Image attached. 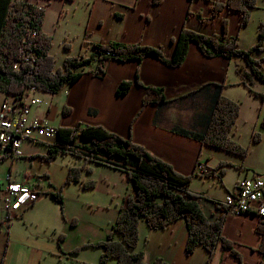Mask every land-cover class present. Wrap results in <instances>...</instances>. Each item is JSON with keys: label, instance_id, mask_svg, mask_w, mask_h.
<instances>
[{"label": "crops", "instance_id": "1", "mask_svg": "<svg viewBox=\"0 0 264 264\" xmlns=\"http://www.w3.org/2000/svg\"><path fill=\"white\" fill-rule=\"evenodd\" d=\"M28 1L44 4L46 15L42 28L55 39L56 27L62 12L69 5L68 0ZM84 3L85 5L80 6L85 11L82 12L79 26L73 29L68 43L75 56L88 57L95 44L116 41L123 44L160 46L166 57H171L176 46L174 40L184 27L204 34L208 32L205 24L213 22L216 29L214 31L221 34L223 20L228 19L229 36L236 35L240 28V13L225 8L218 16L213 17L211 1L160 0L154 4L153 0H84ZM200 14L205 21H200ZM228 64L230 60L225 57L205 56L198 45L192 42L185 62L177 67L168 66L163 60L147 55L141 61L110 60L106 75L94 76L92 71L96 65L91 63L78 68L76 72L84 71V74L74 84L65 85L57 94L35 89L29 91L25 100L28 102L31 97L36 96L42 101L31 107L30 119H38L56 129L100 125L143 145L184 175L200 173L197 172L199 163L206 166V171L200 174L208 176L221 162L231 164V169L237 168L235 184L225 187L224 198L206 194L207 199L218 202L220 207L201 198L199 202L210 221L221 215L226 216L222 235L234 244L236 252L246 264H264V254L259 251L261 237L256 230L257 224L264 217L253 211L238 216L227 211L224 206L227 195L235 191L239 180L263 171L264 131L260 142L255 144L251 140L247 145L240 143L250 149L245 158L224 149L204 145L191 136L201 134L205 129L218 94L217 85L224 83L227 77ZM128 80L132 82L130 90L119 96L116 91L120 83ZM147 86L162 87L167 101L144 105ZM7 96L0 92V104ZM229 98L233 99L231 96ZM64 107L68 108L67 113H64ZM52 108L54 111H51ZM236 135L235 126L232 137ZM38 141L44 143L45 147L38 143L33 144ZM57 141L56 135L50 139L23 140L20 149L22 155L15 159L8 147L0 145V157L11 160V167L17 162L19 167L21 163H25V167H33L35 163H39V168L45 166L43 170L36 168L31 172L29 169L26 173H18V170L13 173L10 169L8 175H11L12 180L28 185L37 193L33 204L19 216H15L16 219L10 224L5 221L1 201L6 178L0 183V263L3 260V264H99L101 260L103 249L89 244L104 241L113 228V223L111 222L112 226L106 236L99 235L94 231L97 227L95 222L85 226L76 213L66 212L65 203L62 207L53 198V194L63 187L55 182L49 167L60 157L58 155L52 160L46 157L49 145ZM91 163L101 170L99 181L94 188H78L92 195L89 200L81 199L79 210L88 213L90 207L109 208L114 211L112 219H117L123 196L132 192L133 183L125 172L110 164L97 161ZM210 165H213V169ZM68 166L69 161L64 168L63 181H66ZM197 191L193 190L195 194H198ZM101 196L105 197L104 200L99 199ZM110 197H113V202L108 200ZM46 198H51L52 207L57 211L54 218L50 216L37 221L29 217L28 212H38L47 207ZM42 225L50 230L44 238L33 229V226ZM188 232L184 219L173 221L164 229H151L145 221H141L140 241L136 251H144L147 263L159 257L169 264H206L209 253L204 246L196 247L191 255L186 252ZM62 234L65 237L61 241ZM118 236L115 235L117 240L120 239ZM4 240L6 241L3 242ZM77 248L78 252L74 253ZM107 264H116V259L111 258ZM210 264L240 262L219 244Z\"/></svg>", "mask_w": 264, "mask_h": 264}, {"label": "trees", "instance_id": "2", "mask_svg": "<svg viewBox=\"0 0 264 264\" xmlns=\"http://www.w3.org/2000/svg\"><path fill=\"white\" fill-rule=\"evenodd\" d=\"M160 0H153L154 4ZM212 2V16H218L223 9L238 12L241 15L239 26L246 25L250 17V9L256 6L258 0H209ZM191 12H189V15ZM46 8L33 5L27 0H0V92L10 96L21 97L30 88L43 92L58 93L67 84H74L84 71L76 72L80 67L95 63L92 71L94 76L106 75L107 63L110 60L120 62L128 60L141 61L147 55L163 60L171 67H177L185 62L188 49L192 42L198 45L200 51L207 57H225L230 60L235 55H242L252 68V72L243 74L242 84L250 89L257 98L264 100V93H257L249 85L253 76L264 83V73L256 66L257 60L251 56V50L244 51L238 47V36L228 35V20H223V33L204 35L184 27L174 40V52L166 57L162 47H151L144 44H123L120 42L99 43L93 46L90 56H69L64 58L63 66L57 68L55 56L51 54L54 42L53 36L45 33L42 26ZM200 21L206 19L200 14ZM33 28L35 36L29 34ZM264 45V28L259 34V41L254 48L260 50ZM33 53L34 62L25 61V54ZM20 62V68L15 69V63ZM131 81L120 83L116 93L124 95L130 90ZM213 108L205 129L201 134L194 135L202 144L217 149H224L238 154L242 158L248 156L250 149L236 142L232 137L240 116L241 105L238 101L224 94L226 83L217 85ZM144 95L146 104L166 102L162 87H149ZM68 108L64 107V113ZM264 128V120H263ZM77 136L84 139L83 144L77 143ZM57 143L49 145L47 159H55L60 154H75L84 157L86 161H97L110 164L125 172L133 183L132 192L124 195L120 211L113 228L104 241L89 245L103 249L99 264H107L111 258L116 264H169L162 258L145 262L144 251H136L140 241V223L145 221L151 229H164L173 221L184 219L188 227V238L185 250L192 254L196 247L204 246L209 253L206 264H210L219 244L225 250L236 256L240 264H246L241 255L236 252L234 244L226 239L223 233L226 216H220L210 221L202 205L200 196L189 189L191 175L177 172L170 163L137 144L130 138H124L117 133L107 130L100 125H78L76 128H57ZM260 133H253L254 143L260 142ZM0 157V161L3 160ZM72 167L68 171L65 182H80V170L87 166ZM231 166L221 162L213 170ZM90 169V168H89ZM223 170L219 173L224 174ZM94 182L82 184L84 188H93ZM64 195L62 190L53 194V198L63 207ZM215 204L220 207L218 202ZM75 223V221L73 222ZM261 237L259 251L264 254V220H260L256 228ZM115 235H119L117 240ZM65 237L61 235L60 239ZM88 245V244H87ZM79 248L74 250L78 252ZM0 264H3V260Z\"/></svg>", "mask_w": 264, "mask_h": 264}, {"label": "rangeland", "instance_id": "3", "mask_svg": "<svg viewBox=\"0 0 264 264\" xmlns=\"http://www.w3.org/2000/svg\"><path fill=\"white\" fill-rule=\"evenodd\" d=\"M203 1L209 2V0H203ZM68 3L69 5L66 6L64 12H62V16L60 17V22L57 24L56 37L51 47V54L56 57L55 64L57 68L63 66L64 58L69 56L76 57L75 55H73L75 53H73L70 46H68V43L70 42L73 29L75 30V27L79 26L78 23L80 21L82 12L85 11L84 8L80 6V5H85L84 0H68ZM213 24H214L213 22L211 23L209 22L205 24V27L207 28L208 32L204 33V35L220 34L214 31L216 29ZM263 28H264V0H258L256 6L250 9V17L248 18V23L246 25H242L239 28L237 36H238V47L240 49H243L244 51L251 50V56L257 60L256 66L264 73V45L260 50L254 48L259 41V34ZM210 30H213L214 32ZM66 36H68V40H66ZM245 72H250V73L252 72V68L248 65L245 58H243L242 55H235L234 57H232L230 59V64H228V67L226 69L227 77L224 83H226L227 87H225L223 92L227 97L231 96L241 105L240 116L236 126L237 135L233 138L236 140V142L246 143L247 145V142L253 140V133L255 131L256 133H260V134H262V132L264 131L262 125L264 120V100L262 101L261 99L257 98V96H255V94L252 93L248 87L242 84V81L244 80L243 74ZM248 83L253 90L257 91V93H264V83L259 81L257 77L253 76L252 80L249 81ZM51 111H54L53 108L51 109ZM37 143L45 147L44 143H41L39 141L33 142V144H37ZM77 143L83 144L84 139H82L80 136H77ZM246 145L245 146L242 145V146L247 147ZM59 157H60L59 160L53 163L49 167V169L53 173L54 179H56L55 182H58L59 187L60 186L63 187L62 193L64 195L63 197L64 203L67 205L66 212H68V214L76 213L85 226L90 225L91 222H95L97 227L96 229H94V231H97L99 235L106 236V233L111 228L112 223L114 224L116 222V218L112 219L111 217L112 214H114L113 210L109 208L90 207L89 204H87V207H90L91 208L90 210L92 211L88 210V213H83L79 210L81 199L84 198L89 200L90 198H92V195L89 192L84 191L91 188H84L82 184L95 181L94 182V187H95L97 185V182L99 181L98 176H99V172L101 173L100 168H97L96 166H94L95 164L93 165V163H91L94 161H86L84 157L76 156L74 154H70V153L61 154L59 155ZM204 158L206 157H203V159ZM67 161H69V165H70L68 166V171L72 167H81L84 166V164H86L85 162H88L87 166L84 167V169L80 170V176H81L80 182L65 183V181L62 180L63 175L65 174L64 168L66 166ZM24 164L25 163H21L19 167L17 166L18 165L17 162L11 167V160L8 161L7 159H5L0 161V183H2L3 179L8 177V174L11 171L10 169H12L13 173L15 172V170H18V173L19 172L26 173L30 170L32 172L36 168H38V170L39 169L43 170V168L45 167V166L43 167L41 166V168H39L38 167L39 163H35L33 167H25ZM94 167L96 168L94 169ZM210 167L213 169V165H210ZM216 168L214 167V169ZM222 169L226 171H224V174L220 175L219 173L222 171ZM68 171H67V175H68ZM237 172H238L237 168L231 169L228 166L220 169L218 168L216 173L210 174V176L200 173H193L192 175L190 174L191 181H190L189 189L192 191V193H195L193 192V190H198L197 191L198 194L197 193L196 194L200 196L201 200L203 199L204 201H208L212 203L213 201L206 198V194H212L217 197L222 196V198H224L225 197L224 189L225 187L228 188L230 185L235 184V178L237 176ZM67 175H66V179H67ZM76 183H80V184H76ZM82 187L84 188V190L80 191L78 188H82ZM104 198L105 197L101 196L99 199L104 200ZM108 200L110 202L111 201L113 202V197H110ZM45 201H48L47 207H45V209L38 212L30 211L27 213L28 216L37 221H41L50 216L53 219L55 212L57 211L54 209V207H52L51 198L50 199L46 198ZM15 219L16 217H13V220ZM16 228L17 227H15V231ZM33 229L35 230V233L39 234L42 238H44V236L50 233V230H46L45 226L43 225L35 226V227L33 226ZM5 241L6 240H4L3 242Z\"/></svg>", "mask_w": 264, "mask_h": 264}, {"label": "built area", "instance_id": "4", "mask_svg": "<svg viewBox=\"0 0 264 264\" xmlns=\"http://www.w3.org/2000/svg\"><path fill=\"white\" fill-rule=\"evenodd\" d=\"M31 4L44 7V4L38 1ZM28 32L32 36L36 35L31 27ZM32 56L33 53H26L25 61L34 62L31 59ZM14 68L19 69L20 62L15 63ZM31 90L35 88L28 89L21 97L8 95L0 104V145L10 149L13 159L22 155L20 149L23 140L50 139L57 135V129L54 126L38 119H30L31 107L42 102L36 96L31 97L28 102L25 100ZM205 171V164L199 163L197 172ZM36 196L34 189L22 182L12 180L11 175H8L5 179V190L1 194L6 223L10 224L13 217L19 216L30 207ZM224 206L227 211L238 216L253 211L264 217V169L261 173L239 180L235 191L227 195Z\"/></svg>", "mask_w": 264, "mask_h": 264}]
</instances>
